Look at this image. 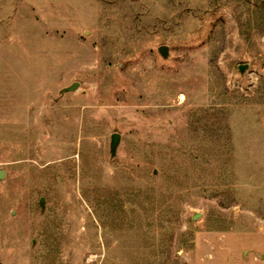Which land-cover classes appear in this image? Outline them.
<instances>
[{"label":"rangeland","instance_id":"1","mask_svg":"<svg viewBox=\"0 0 264 264\" xmlns=\"http://www.w3.org/2000/svg\"><path fill=\"white\" fill-rule=\"evenodd\" d=\"M0 169V264H264V0H0Z\"/></svg>","mask_w":264,"mask_h":264},{"label":"water","instance_id":"2","mask_svg":"<svg viewBox=\"0 0 264 264\" xmlns=\"http://www.w3.org/2000/svg\"><path fill=\"white\" fill-rule=\"evenodd\" d=\"M159 52L164 56V57H168L169 56V46L168 45H162L159 47ZM249 67L248 64H241L240 65V71L242 73H244L247 68ZM78 83H75L72 87H69L67 88V90H74L78 87ZM121 134L118 133V132H114L112 134V139H111V155L113 157L116 156L117 154V150H118V147L120 145V142H121ZM6 175V171L5 170H1L0 169V179L1 178H4ZM44 201V198L42 199V202ZM199 217V213L195 212L194 215H193V218L196 220L197 218Z\"/></svg>","mask_w":264,"mask_h":264}]
</instances>
